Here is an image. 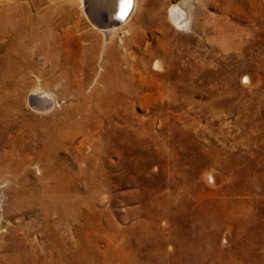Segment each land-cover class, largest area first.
<instances>
[{"label":"rangeland","instance_id":"374dc122","mask_svg":"<svg viewBox=\"0 0 264 264\" xmlns=\"http://www.w3.org/2000/svg\"><path fill=\"white\" fill-rule=\"evenodd\" d=\"M9 1L33 25H49L62 52L52 50V69L46 51L28 45L33 69L7 86L0 79V95L20 88V111L29 114L40 87L55 111H70L80 82L88 93L107 72L104 35L90 20L105 17V0L0 5ZM182 3L188 26L177 29L169 9ZM111 38L131 95L111 123L93 112L87 127L69 133L63 156L50 158L71 175L64 194L82 198L75 210L82 215L56 220L41 205L50 185L43 164L8 133L1 154L16 156L0 164V264H56L55 231L62 250H84L74 264H264V0H137ZM7 50L9 43L0 50V74ZM16 193L22 204L13 208Z\"/></svg>","mask_w":264,"mask_h":264},{"label":"bare ground","instance_id":"6f19581e","mask_svg":"<svg viewBox=\"0 0 264 264\" xmlns=\"http://www.w3.org/2000/svg\"><path fill=\"white\" fill-rule=\"evenodd\" d=\"M136 2L137 0H105V5H103L104 8H100L101 14L105 15L101 22L98 23L99 21L97 22L94 18H90L91 22L97 26L104 35V52H102V54L104 58V68L107 72L101 78V86L94 87L91 91H88V93L84 92L88 82H80L78 91L73 97L75 102L70 106V111L65 109L55 111L53 109L54 98L47 92L42 91L40 87L33 89V91L32 89L30 90L32 93L30 94L29 105L32 112L29 114L20 111L22 107L21 104H23L22 91L20 88L14 87V93L11 95H0V164L4 165L6 161L12 160V157L15 155L16 151L13 149L8 152L6 151V154H1V151H3L2 147L5 145L3 143L7 140L6 135L8 133H15V137L24 144L26 151L28 150L33 156L30 160H36L43 164L42 167L44 169L42 175L43 178L50 182V185L47 184L43 187L46 197L39 195L40 197L38 196V200L45 208H49V211H56L55 214L58 216L56 220L61 219L69 221L73 215L80 217L82 214L78 213L75 215V210L79 212L82 198L76 193L70 196L69 191L64 194V190H69L71 187V175H65V173L57 168L58 164L56 165L52 162L53 160L51 161L52 152L58 151L56 157L63 156L64 146L70 140L69 133L74 134L77 133V128L81 129L87 127L89 116L95 111V117L98 118V122H101L105 118H108L107 120L109 121L110 114L116 110L118 104L131 95L128 90V82H126L125 78L120 73L116 63L117 51L111 37L116 27L123 25L131 18L135 11ZM130 3L131 7L129 8L128 6ZM183 6V3L176 4L169 9L168 17L177 29L187 28L188 26L187 11H185ZM126 7H128L127 11H125ZM17 8L23 9L17 2L9 1L6 4L3 3L0 5V50L4 44L9 43V51L7 50L9 56L7 59L8 62L4 72L0 74V79L4 86L10 85V81L15 80L17 75H22L27 70L33 69L31 64L26 60L28 56V45H33L35 48L37 46L38 50L41 52L45 50L46 52L43 53L45 58L54 63L51 67L52 69L58 66V64L56 63L57 59L53 60V54L51 55V52L61 51V48L57 46L58 43L54 45L49 39V36H51L50 34H52L48 27L49 25L47 26V24L42 21L38 22V27L33 25L27 18L24 19L25 17H21ZM5 12H8V14L5 15ZM90 48L89 55L87 56V63L85 64L88 66L95 60V54L97 52V47L92 46ZM40 78H42V76H40ZM53 81H56V78H53ZM66 88L67 86L64 85L62 90ZM89 104H93L94 109H92ZM58 115L67 117L53 121L52 118ZM78 115L81 116L80 119H76ZM108 127L115 128V125ZM98 128L99 126L95 125L94 130ZM4 148H6V146ZM209 174L210 173H205L203 175L205 182L210 178ZM18 197L19 194L16 193L15 201H13V208L19 206L21 203L20 200L17 201ZM22 198V200H24L28 197L24 195ZM46 211L48 212V210ZM52 231H54V229H52ZM55 234L57 235L56 231L51 233L50 236L54 239V245L51 248L56 250V264H67L69 261V264L80 263L86 255L84 250L69 254L66 250L61 249L63 246V239ZM111 252L113 253V251ZM17 264H20V262H17Z\"/></svg>","mask_w":264,"mask_h":264},{"label":"water","instance_id":"95a60500","mask_svg":"<svg viewBox=\"0 0 264 264\" xmlns=\"http://www.w3.org/2000/svg\"><path fill=\"white\" fill-rule=\"evenodd\" d=\"M128 7H129V8L131 7V3H130V5H129ZM128 7H126V10H125V11H127ZM124 13H125V12H124Z\"/></svg>","mask_w":264,"mask_h":264}]
</instances>
